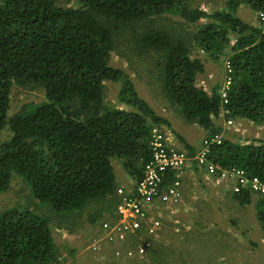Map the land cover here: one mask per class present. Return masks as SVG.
Listing matches in <instances>:
<instances>
[{"label":"trees","instance_id":"obj_1","mask_svg":"<svg viewBox=\"0 0 264 264\" xmlns=\"http://www.w3.org/2000/svg\"><path fill=\"white\" fill-rule=\"evenodd\" d=\"M68 1L73 6L61 0H0V135L8 132L0 141V194L15 174L33 198L58 213L90 208L93 227H100L106 211H115V165L139 179L150 159L151 130L169 124L139 97L130 75L109 64L112 53L127 62L133 53L149 58L148 73L166 100L183 120L205 131L198 149L204 138L220 135L221 144L209 153L213 163L264 181V140L233 144L217 123L246 120L264 127V26L238 15L242 6L264 13V0H222L220 6L210 0ZM174 18L184 26L180 33L166 28L164 20ZM197 49L228 64L226 105L219 96L222 86L206 92L196 85L204 70L192 57ZM104 83L119 86L114 106L104 104ZM14 85L33 87L44 99L11 115ZM222 109L229 114L221 118ZM178 140L189 155L195 153ZM176 174L169 171L165 182ZM230 198L247 206L252 195L243 191ZM258 198L256 218L264 232V196ZM170 247L175 260L183 256ZM56 251L43 216L18 207L0 213V264H56ZM162 252L154 244L144 261L163 264Z\"/></svg>","mask_w":264,"mask_h":264},{"label":"rangeland","instance_id":"obj_2","mask_svg":"<svg viewBox=\"0 0 264 264\" xmlns=\"http://www.w3.org/2000/svg\"><path fill=\"white\" fill-rule=\"evenodd\" d=\"M221 2L222 0H210V3L217 6H220ZM61 3L68 6L74 4L68 0H61ZM210 8L220 7H204L206 10ZM238 15L250 25H262L257 14L245 6L239 8ZM164 21L167 22L168 27L166 28L172 32L180 33L184 30V26L177 18ZM192 52V57L199 59L204 69L203 73L197 75L196 85H201L200 87L207 89V91L215 85L221 86L225 76L224 62L212 60L198 49ZM148 63H150L149 58L138 56L135 53L128 62L115 53H112L109 58L111 66L120 68L130 75L139 97L146 101L158 116L167 120L169 126H161V130L167 133V136H171L172 139H177V145L180 144L178 137H181L190 146L198 148L202 138L206 135L205 131L203 130V132L194 124L183 120L177 112L176 106L166 100L160 86L155 82L154 76L148 73ZM202 81H206V84H203ZM118 89L117 84H103L104 104L115 105ZM43 99L44 95L33 87L14 85L10 91L9 114L16 113L24 104L39 103ZM234 126L230 128L223 126L228 131V140L232 142L241 143L246 138L264 140V127L257 130V126L253 128L254 125H251L252 128L251 126L245 128L241 125L239 129H234ZM235 137H240L241 140H237ZM7 138L8 132L1 133L0 141H5ZM170 143L174 146L173 142ZM115 167L117 168L116 165ZM193 170L187 179L183 194L185 197L189 194L190 185L192 187L193 181L200 187L206 180L203 171L195 168ZM116 172L118 171L116 170ZM196 177L202 180H197ZM199 190V192L204 191L202 187ZM258 197L254 196V200L249 206L242 207L233 206L234 204L229 202L230 195L226 194L219 200L213 198L209 201L208 199V203L198 200L195 202L194 209L190 207L192 201H185L184 198L176 206L169 208L164 205V208L156 209L153 216L163 218L164 225H161V229L157 232L158 236L155 238V244L159 243L164 250L159 256L163 257V264H264V232L255 212ZM15 207L28 208L47 220L57 249L56 264H152L143 259H137L133 263L127 262L124 257L114 259L111 247L103 243L100 249L93 250L91 245L98 235V227H93L90 224L89 219L93 217L90 208L72 214L58 213L53 210L49 202L38 201L33 198L29 186L21 177L13 174L9 188L0 194V213ZM210 208L212 209L210 210ZM226 218L235 220L237 225L233 227L229 222H225L224 226L225 224L229 225L224 227L227 230L213 225L214 223L221 224L220 221L226 220ZM239 229L245 231L241 232ZM224 232L225 234H223ZM169 246H171L170 250L177 249L176 255L180 250L183 256L175 260L176 256L173 257L166 250ZM73 250L75 254L70 256V252Z\"/></svg>","mask_w":264,"mask_h":264},{"label":"built area","instance_id":"obj_3","mask_svg":"<svg viewBox=\"0 0 264 264\" xmlns=\"http://www.w3.org/2000/svg\"><path fill=\"white\" fill-rule=\"evenodd\" d=\"M257 17L264 26V13H258ZM224 70V81L219 91L222 105L227 104V92L230 87V82L226 79L230 73L226 62H224ZM221 112L222 117L229 114L226 109H222ZM224 124L226 128H230L234 126V121L227 119ZM167 141L161 128L155 127L151 130L148 140L150 159L144 164L141 177L133 179L131 192L124 188L116 190L118 200L115 206L116 217L113 221L101 222L99 233L91 245L93 250L100 249L103 243L111 247L114 259L124 257L129 263L137 259H146L162 225L159 218L152 217L156 210L154 205L175 206L181 199V181L177 176L172 182H165V175L169 171L178 174L187 166L192 167L203 171L208 179L212 178L221 184H228L232 195L246 191L251 195L264 196V181L258 177L247 176L241 169L221 168L209 158L211 147L222 142L220 135L204 138L201 149L193 155ZM131 243H134V246Z\"/></svg>","mask_w":264,"mask_h":264},{"label":"crops","instance_id":"obj_4","mask_svg":"<svg viewBox=\"0 0 264 264\" xmlns=\"http://www.w3.org/2000/svg\"><path fill=\"white\" fill-rule=\"evenodd\" d=\"M222 82V81H221ZM202 83L203 84H206V81H202ZM220 85V84H219ZM197 86L198 87H200L201 85H198L197 84ZM208 87V86H207ZM201 88V87H200ZM213 87H211L210 89H209V91L212 89ZM204 89V88H203ZM206 92H209V91H207V89H204ZM221 118H222V112H221ZM224 121L225 120H223V119H219L218 121H217V123L222 127V130L224 129V127L223 126H225V124H224ZM237 122V121H236ZM235 121H234V129H239V127L242 125V127L244 126L245 128L246 127H250L251 125H253L252 123H250V122H248V121H246V120H239L238 121V123H236ZM251 124V125H250ZM194 126L195 127H198L200 130H202L203 131V129L202 128H200L199 126H197V125H195L194 124ZM254 127H256L255 125L253 126V128ZM251 128H252V126H251ZM262 127H260V126H257V130H259V129H261ZM227 130V129H226ZM204 132V131H203ZM165 137H166V139L168 140L167 142L168 143H170V142H173V144H174V146L175 147H179L180 149H182L183 148V145H181V144H179V145H181V146H179V145H177V139L176 140H174V139H172V137L170 136H167V133H165ZM180 139H182L181 137H179ZM226 138H227V136H226ZM228 139V138H227ZM235 139H237V140H239L240 139V137H235ZM182 140H184V139H182ZM241 140V139H240ZM185 141V140H184ZM230 141V140H229ZM176 142V143H175ZM178 142H179V140H178ZM186 142V141H185ZM231 143H233V144H236V142H232V141H230ZM187 143V142H186ZM188 144V143H187ZM185 150V149H184ZM196 151H198V148H195V152ZM120 167L117 165V171L118 172H116V189H115V191H114V194L112 195V197L113 198H116V190L118 189V188H124L126 191H129V192H131L132 191V181H133V179L126 173V172H124L122 169L120 170L119 169ZM192 167H186V168H184V170H182L180 173H178L176 176H177V178L181 181V200H180V202L182 201V199L183 200H185V201H192L191 203H190V207L191 208H195V202L196 201H198V200H202L201 202H204V201H208V199H209V201H211V199L213 200V198H216V199H221L223 196H226V194H229V195H232L231 194V192H230V187H229V185L228 184H221L220 182H217V181H214L212 178H206V176H205V178H206V180L204 181V183L203 184H201V186L199 187V186H197L196 185V183H194L195 181H193L192 182V187H191V185H190V191H189V194L185 197L183 194H184V190H185V186H186V184H187V179L189 178V174H190V176H191V171H192ZM194 171V170H193ZM187 176V177H186ZM185 177H186V179H185ZM197 178V180L198 179H200V180H202L201 178H198V177H196ZM190 182V181H189ZM188 182V183H189ZM191 183V182H190ZM202 187V189L204 190L203 192H199L200 190H199V188H201ZM254 196H257V195H252V200H251V202L254 200ZM231 200V199H230ZM229 200V202L230 203H232V204H234L233 206H238V207H242V206H240V205H236V203L235 202H233L232 200L230 201ZM257 200V199H256ZM208 203V202H207ZM165 206H167V207H172L171 205H165ZM176 206V205H175ZM245 206V205H244ZM247 206H249V205H247ZM164 208V205L163 204H155L154 205V208L155 209H159V208ZM212 208H210V210H211ZM108 213L109 212H107L106 214H105V216L100 220V223L101 222H103V221H111V220H113L115 217H116V214H115V211L114 210H112L111 212H110V214L111 215H108ZM152 217H154V216H152ZM151 217V218H152ZM243 218H244V216H243ZM160 219V221H161V224H162V226H164L163 225V218H159ZM222 219V218H221ZM99 223V224H100ZM220 223L221 224H217V223H214L213 225L215 226V227H223L222 229L223 230H227L226 228H224V227H228L229 225H227V224H225V226H224V223L222 222V220L220 221ZM216 224V225H215ZM230 224V223H229ZM260 224V223H259ZM231 225V224H230ZM234 225L236 226L237 224H236V222L234 223ZM233 224H232V226L233 227H235ZM97 227H98V229H97V234L99 233V226L97 225ZM222 229H221V233H222ZM241 232L242 231H245V230H243V229H239ZM223 234H225V232L223 233ZM104 248V247H103ZM102 255V254H101ZM102 260V259H101ZM227 260V259H226ZM229 260V259H228Z\"/></svg>","mask_w":264,"mask_h":264}]
</instances>
